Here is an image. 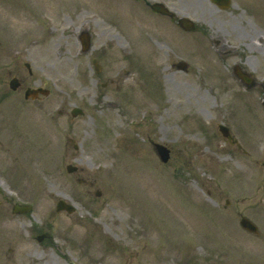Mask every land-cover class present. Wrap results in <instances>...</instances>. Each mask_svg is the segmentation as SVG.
<instances>
[{
    "label": "rangeland",
    "instance_id": "obj_1",
    "mask_svg": "<svg viewBox=\"0 0 264 264\" xmlns=\"http://www.w3.org/2000/svg\"><path fill=\"white\" fill-rule=\"evenodd\" d=\"M160 1L201 29L142 0H0V199L33 205L18 215L2 200L0 264H252L264 252L239 225L247 215L264 235V91L233 71L264 85V0ZM15 75L50 95L18 106Z\"/></svg>",
    "mask_w": 264,
    "mask_h": 264
},
{
    "label": "water",
    "instance_id": "obj_2",
    "mask_svg": "<svg viewBox=\"0 0 264 264\" xmlns=\"http://www.w3.org/2000/svg\"><path fill=\"white\" fill-rule=\"evenodd\" d=\"M221 6H225V7H228L229 5V0H217ZM153 8L156 10V11H161L163 13L167 12L166 8L162 5V4H153ZM180 24L185 27L186 29H191V30H195L196 27L194 26V23L187 19V18H181L180 19ZM82 39H83V43H84V46L85 48H88L89 46V39H90V35L85 32L83 35H82ZM180 67L182 65H179ZM235 72L236 74L246 83V85L250 88V87H253L256 85V81L255 79L248 73V72H243L241 71L240 67L239 66H235ZM16 83L15 80H13L12 82V85ZM35 95L34 93V90H28L27 92V95ZM77 111V110H76ZM220 129L222 130V132L225 134V135H229V131H228V128L224 127V126H220ZM159 151L161 152V157L163 158V160H168V157H169V153L167 151H165L164 149L160 148L159 146ZM62 208H66L68 211H72L73 208L70 206V205H67L64 203V201H60L59 204H58V210L62 209ZM15 210L17 212H22V211H27L29 210V207H25V206H16ZM241 225L249 230V231H257V228H256V225L254 223H252L247 217H242L241 219ZM43 237H39V239H42Z\"/></svg>",
    "mask_w": 264,
    "mask_h": 264
},
{
    "label": "flooded vegetation",
    "instance_id": "obj_3",
    "mask_svg": "<svg viewBox=\"0 0 264 264\" xmlns=\"http://www.w3.org/2000/svg\"><path fill=\"white\" fill-rule=\"evenodd\" d=\"M147 4V2L145 3V5ZM149 10L151 11V8H149ZM168 16V15H167ZM166 16V17H167ZM169 19H171L173 22L175 21L173 18H171L170 16L168 17ZM20 87L18 88V90H16L14 93H22V92H24V89L27 87H25V84L27 83V80L24 78H21L20 77ZM42 99V97H40V98H38V99H36V100H32V99H28V100H18L17 99V103H29V102H35V101H40ZM5 200L7 201V202H13V198H9V197H5ZM1 204V203H0ZM253 235V234H252ZM255 238H261V237H263L264 238V235H263V233H262V230H260V232L258 233V234H254L253 235ZM232 245H233V243H231ZM263 250V249H262ZM252 261H254V263H252V264H259V263H263L264 264V252H261V251H259L256 247H254V258L252 259Z\"/></svg>",
    "mask_w": 264,
    "mask_h": 264
},
{
    "label": "bare ground",
    "instance_id": "obj_4",
    "mask_svg": "<svg viewBox=\"0 0 264 264\" xmlns=\"http://www.w3.org/2000/svg\"><path fill=\"white\" fill-rule=\"evenodd\" d=\"M54 13H55V12H54ZM53 15H55V14H53ZM115 36H117V35H115ZM117 37H118V38H120L119 36H117ZM222 47H223V46H222ZM34 170H35V171H37V169H36V168H34Z\"/></svg>",
    "mask_w": 264,
    "mask_h": 264
}]
</instances>
